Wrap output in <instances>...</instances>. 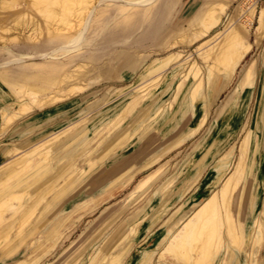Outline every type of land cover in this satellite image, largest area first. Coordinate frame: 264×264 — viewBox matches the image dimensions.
<instances>
[{
	"label": "bare ground",
	"instance_id": "bare-ground-1",
	"mask_svg": "<svg viewBox=\"0 0 264 264\" xmlns=\"http://www.w3.org/2000/svg\"><path fill=\"white\" fill-rule=\"evenodd\" d=\"M181 1L0 0V73L29 80L23 94L17 98L20 104L16 110L8 113L6 109H1L4 120L0 135L12 130L22 115L31 114L35 110L42 112L47 108L58 107L61 103L102 84L124 82L126 73L150 58L170 51L173 52L165 58L159 57L158 61L151 63L142 73V79L150 75L153 81H159L142 94L149 95L152 89L159 86L170 64L176 66L188 63L187 71L182 76L187 79L191 75L194 82L185 98H188L190 104L195 107L205 103L212 107L220 91L222 92L224 86L232 80L240 61L255 45L260 46L262 42L264 1L259 9L258 4L251 3V0H203L200 12L185 26L165 38L166 33L162 32V27L165 22L170 23L173 11ZM223 17H226V22L221 29L216 30ZM148 41L151 45L141 46ZM192 46L198 56L202 57L203 68L198 66L196 61H190L191 54L186 49ZM253 65L252 61L241 71L237 81L236 100L255 81ZM150 83V80L145 81L136 85L135 89L138 92ZM180 85L181 81L177 87ZM129 107L128 105L121 110L118 115L121 118L119 117L109 132L122 123L124 115L130 111ZM168 107L172 108L170 101ZM141 111L146 117L148 111L145 109ZM182 114H185L184 109ZM55 120L57 119L52 121ZM205 120L206 116L203 117V121ZM91 121L82 117L65 127L55 125L47 128L37 139L30 138L33 127L20 126L11 135L9 143L0 142V157L6 160L0 166V171H6L3 175L0 174V257L26 251L27 255L16 259L13 264H37L39 258L33 259V253L51 241L53 246L49 247L46 254L56 246L59 238H62L63 242V239L70 238V233L63 236L57 226L41 236V229L46 223L42 221L25 230L40 216L38 211L42 203L55 187L53 184L58 175L50 177L49 173L51 168L57 165L55 161L60 156L57 147L62 145L60 140L63 138L65 141L62 145L64 152L71 143H67L69 138H72V142L79 141L89 133L87 131L90 129L88 127ZM258 121L260 127H263V107L259 112ZM74 128L75 132L69 136L70 130ZM127 131L125 129L119 132L120 134L109 142V145L114 144L116 139L126 138L129 134ZM230 136L231 134L227 135L220 144L218 143L219 145L217 144L215 154H219L216 161L220 168L229 165L234 156L235 144H230L228 149L222 151ZM251 148L250 133L246 132L240 144L237 163L222 179L218 188L209 193L170 236L162 239L164 241L162 246L147 250L148 254L142 260L146 252L140 255L137 264H153L157 254L170 260L165 264H243L247 246L245 216L248 218L253 215L259 197L253 189L255 177L252 179L247 176ZM204 158L196 174L184 178L179 187L178 185L168 187L169 190L153 210L142 209L147 213V219H140L138 216L125 230L121 225L111 236L117 239H114L116 243L100 261L97 255L89 259L88 264H123L124 258L134 246L132 240L137 236L142 224L145 223L147 226L144 232L150 234L149 230L154 223L151 219L176 197H183L188 192L203 170L201 165L202 163L204 165ZM88 164L93 167L91 159L88 160ZM161 168L163 166L142 176L136 184L135 191L144 190L160 174L158 172ZM246 206L245 215L242 208ZM104 208L101 210L102 213L108 211L110 206ZM102 224L100 217L96 218L94 231ZM253 226L254 230L250 231L248 244L250 248L248 264H254L256 255L260 261L264 251V211L262 222ZM36 235H40L37 244L34 242ZM88 236V231L84 230L75 239H69V244L62 249L57 258L77 254ZM108 240L101 251L106 248Z\"/></svg>",
	"mask_w": 264,
	"mask_h": 264
},
{
	"label": "rangeland",
	"instance_id": "rangeland-1",
	"mask_svg": "<svg viewBox=\"0 0 264 264\" xmlns=\"http://www.w3.org/2000/svg\"><path fill=\"white\" fill-rule=\"evenodd\" d=\"M263 1L261 0L258 3L259 9ZM202 2L203 0H182L173 11L174 15L170 23L167 21L162 27V32L166 33L165 38H168L174 31L182 28L192 20L200 12ZM258 15L259 11L256 20ZM225 22L226 17H223L216 30L221 29ZM149 45H151L150 41L145 42L141 46L147 47ZM186 50L191 54L190 61H196L198 66L200 65L203 68V59L201 56H198L197 51L194 50V46L188 47ZM171 52L173 51L165 52L161 56H154L147 62L126 73L124 82L102 84L94 87L89 92H85L61 103L54 110L56 109L55 113H60L62 117L59 119L54 118L57 120L53 122L52 126H42L33 133L31 131L30 138L37 139L45 133L47 128H52L55 125L65 127L70 123L78 121L82 117L87 120H92L89 125L90 127H88L90 129L87 131L89 133L80 138L79 141L72 142V138H69L67 143H71L68 146L69 148L67 147L64 152L62 151V145L65 141L63 138L60 140L62 145H59V148L57 147L60 156L55 161L57 165L51 168V172L49 173L50 177L58 175L54 180L53 185L55 187L48 194L47 200L42 203L38 211L40 213L38 216H40L35 218L34 222L27 226L28 228L26 227L25 230L27 231L36 222L42 221L46 223L42 227V231L40 230L41 236L47 234L56 226L62 232L63 236L66 235L65 233L67 235L70 233L69 239H75L84 230L88 231L89 236L77 254L65 258H57V256L69 244V239H63V242L62 238H59L60 241H56V246L45 254L49 250V247L51 248L53 246V242H48L44 248L32 254L33 259L39 258L37 264H88L87 261L97 255L98 261H100L106 252L116 243L117 239L111 236L121 225L123 230H125L133 223L136 217L139 216L140 219H147L148 215L142 209L144 208L148 211L153 210L163 198V195L169 190L168 187H173L174 185H178L177 187H179L186 178L196 174L199 165L206 156V160L204 158L203 161L204 165L203 163L201 165L203 170L198 180L188 192L183 197H176L171 204L151 219L154 223L149 230V233L151 232L150 234L144 232L146 226L144 223L140 227L137 236L133 238L132 243L134 246L124 258L123 264H127V262L128 264L139 263L140 260L137 259L140 255L152 247L162 246L164 243L162 239L170 236L195 207L209 193L218 188L222 179L237 163L240 144H242L246 132L250 133L252 140V151L247 176L249 175L250 178H254L256 165L260 161V156L263 159L257 182V187L262 191L259 209L262 207L264 201V122L263 127H260L258 116L261 108H264V37L260 46L255 45L237 65L232 80L224 86L222 92L220 91V95H218L212 107L208 103L201 104L197 109L185 115L182 114V109H184L186 103L185 97L188 95L190 87L194 82L191 75L187 79L182 76L187 71L188 63H181L176 66L170 64L168 66L170 68L165 73L160 85L150 91L152 94L150 92L148 93L149 95L142 94L143 91L150 89V87L159 82L153 81L150 75L142 79L141 75L144 70L154 61H158L159 57L165 58ZM252 61L254 63L252 71L256 75V77L254 76L255 81L236 100L235 92H237V81L241 75V71L245 65H248ZM148 80L151 83L137 92L135 89L136 85H140ZM183 80L184 85L181 92L172 103V117L165 115L162 117V120H158V123L154 125L157 117L155 115L157 108L155 99L162 93L164 96L170 94L176 83ZM172 82V87L164 91ZM172 95L173 93L165 97L167 102L163 104L164 106H168ZM128 105L130 106V111L124 115L125 118L122 120V123L116 129L109 132V129L121 118L118 116L121 110L125 109ZM228 105H230V108L224 114ZM143 109L148 111L146 117L141 113ZM204 115L207 118L202 124ZM24 118L16 123L7 134L2 135L0 142L9 143L11 140L10 136L20 126H37L47 121L46 117L43 120L42 113L39 114L38 112ZM160 123L161 125L159 126ZM57 128L59 129L60 127ZM125 129L129 131H127L129 133L128 136L124 139L120 138L121 141L120 139H116L114 144L112 143L113 145L111 144L110 146L109 144ZM74 132L75 128L74 130H70L69 136H72ZM229 134L231 136L222 151L228 149L230 144H235L234 156L232 157V162H230L231 165L229 164L224 168H220L216 161V157L219 154L216 155L215 151L220 142ZM15 138L17 137L15 136ZM89 159L93 161V167H90V164H88ZM5 161V159L0 157V166ZM154 161L157 162L154 168L150 170L146 168L138 171L139 167L145 165L147 162L151 163ZM65 166H67L66 169ZM160 166H163L158 172L160 174L144 190L135 191L139 179L142 176L152 173ZM5 172V170H2L0 174L3 175ZM148 200L149 202H147ZM189 203L193 204L188 207ZM109 206L110 209L102 213L105 209L104 207ZM242 210H244L246 215L247 206L243 207ZM98 217H100V221L103 224L97 231H94L93 226L95 219ZM255 219L256 223H254ZM255 219L250 217L248 218V222H246L245 216L247 246L243 264H248L250 261V248L248 246L251 237L250 231L251 229L254 230L253 224L257 225L259 222L258 216ZM104 233L106 235L102 236ZM253 235L255 234L253 233ZM39 236H35L34 242L36 244L38 243ZM109 237L111 238L108 240ZM106 240H108L106 243L108 247L105 245L106 248L101 251ZM25 253L26 251H20L16 255L8 257L1 256L0 264H13L16 259L25 257L27 255ZM147 254L148 252L142 256L141 260ZM78 255L79 258H77ZM154 259L153 264L170 262L169 259L163 258L160 254H157ZM254 264H264V251L262 252L261 260L255 259Z\"/></svg>",
	"mask_w": 264,
	"mask_h": 264
},
{
	"label": "crops",
	"instance_id": "crops-1",
	"mask_svg": "<svg viewBox=\"0 0 264 264\" xmlns=\"http://www.w3.org/2000/svg\"><path fill=\"white\" fill-rule=\"evenodd\" d=\"M28 82H29V80L26 79V78H23V77H16V76H13V75H10V74L0 73V117H1V128H2L3 120H4V117L2 115L1 109L2 108L3 109H6L8 111V113L15 111L16 108L20 104V101L17 100V98L19 99V97L23 94L24 89H25V87H26V85H27ZM178 82L176 83L174 89H172V91H171V93H173V95L171 96V100H170L171 103H173L177 99L178 94L181 92V89H182V87L184 85V80H183V81H181L180 87H177ZM172 84H173V82L170 85H168L164 91L168 90L169 87H172ZM11 93L12 94L14 93V94L12 95ZM236 93L237 92H235V95H236ZM170 94H168V95H170ZM168 95L164 96L163 93H162L158 98L155 99V102L157 103V108L155 110L156 111L155 115H157V117H156V120L154 122V125H156L158 123V120L159 121L162 120L163 119L162 118L163 116L168 115V116H171L172 117V115H173L172 114L173 106H172V108H170V107L168 108V106H164L163 105L165 102H167V100L165 99V97H167ZM158 100H160L161 103ZM199 105H201V104H198L196 107L193 106L188 101V98H186V103H185V107H184L185 114L189 113L191 110L193 111L194 109H197ZM54 108H56V107H54ZM54 108H47L46 110H44L42 112L36 111V110L33 111V113L31 112V114H34L36 112H38L39 114L42 113L43 120L46 117L47 121H45L44 123L39 124L37 126L27 125V126H24V128L33 127V131H32V133H33L34 131H36L37 129H39L42 126H48V125H51L52 126L53 125V122H54L52 120L54 118L59 119L60 117H62V115L60 113H55V110L56 109L54 110ZM228 108H230V105H228L226 107V110L224 111V114H226V111H228L227 110ZM163 111H165V112L163 113ZM31 114L29 113L27 115H22L23 117L21 116V118L19 119V121L21 119H23L24 117H27V116H29ZM204 116H206V115H204ZM169 120H170V117H169ZM161 123L159 124V126L161 125ZM202 123H204L203 118H202ZM1 128H0V133H1ZM1 136L2 135H0V137ZM254 158H255V161H256L257 160L256 159V156ZM262 160H263L262 159V156H260V161H259V163H257L258 165L256 166V170H255V173H254V177H255L254 192L257 193L259 197H258V201H257V203L255 205V209H254L255 211L253 212V215L252 216L250 215L248 217V218L251 217V218L255 219L258 216L259 223L262 222V219H263V211H264V201H263L262 207L259 209V205H260L261 198H262V191H261L260 188L257 187L258 173H259V170H260V168L262 166V162H263ZM156 163H157L156 161L151 162V163H148L147 162L145 165L139 167L138 171L139 170H142V169H146V167L149 168V170H150V169L154 168V166H155ZM193 203H189L188 204V207L191 204H193ZM248 218H246V222H248ZM254 223H256V219H255ZM257 256L258 255H256L255 259H258ZM261 258L262 257H260V260H261Z\"/></svg>",
	"mask_w": 264,
	"mask_h": 264
},
{
	"label": "built area",
	"instance_id": "built-area-1",
	"mask_svg": "<svg viewBox=\"0 0 264 264\" xmlns=\"http://www.w3.org/2000/svg\"><path fill=\"white\" fill-rule=\"evenodd\" d=\"M261 0H251V3H256L258 4Z\"/></svg>",
	"mask_w": 264,
	"mask_h": 264
}]
</instances>
